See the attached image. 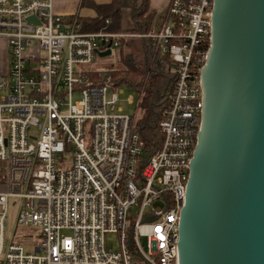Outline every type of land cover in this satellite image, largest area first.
I'll return each mask as SVG.
<instances>
[{
	"label": "built area",
	"instance_id": "built-area-1",
	"mask_svg": "<svg viewBox=\"0 0 264 264\" xmlns=\"http://www.w3.org/2000/svg\"><path fill=\"white\" fill-rule=\"evenodd\" d=\"M213 7L214 0H170L140 36L151 70L162 56L176 68L156 114L159 136L148 137L138 111L117 107L112 80L94 81L99 54L117 51L121 62L122 41L133 36L85 32L56 15L52 0H0L10 57L0 75V264H179ZM138 94L140 106L145 88ZM12 203L19 226L41 230L34 253L8 244ZM111 234L117 250L106 244Z\"/></svg>",
	"mask_w": 264,
	"mask_h": 264
},
{
	"label": "water",
	"instance_id": "water-1",
	"mask_svg": "<svg viewBox=\"0 0 264 264\" xmlns=\"http://www.w3.org/2000/svg\"><path fill=\"white\" fill-rule=\"evenodd\" d=\"M200 79L179 264H264V0H214Z\"/></svg>",
	"mask_w": 264,
	"mask_h": 264
},
{
	"label": "trees",
	"instance_id": "trees-1",
	"mask_svg": "<svg viewBox=\"0 0 264 264\" xmlns=\"http://www.w3.org/2000/svg\"><path fill=\"white\" fill-rule=\"evenodd\" d=\"M87 6L94 7L99 16L94 20H86L68 18L70 22L84 24L87 31H101L107 28L108 31H120L123 19L124 9H130L132 12V20L136 24L135 32L137 34H147L151 30L154 21L155 12L150 8V0H112L107 6H97L91 0H84ZM110 21L109 26L107 22ZM113 23V24H112ZM82 24V25H83ZM84 29V30H85ZM127 42H125L126 44ZM134 43V42H133ZM124 44V42H123ZM146 42H140V48L137 47L142 57L134 53L123 56L122 64L126 69H115L113 72L102 75L94 74V81L103 85L108 79H111L115 88L129 87L135 91H141L145 88V95L142 102L144 115L141 117L139 126L148 137L159 136L157 131V111L164 101L165 94L170 91L172 86L171 66L172 60L167 56L158 59L148 76L152 65L151 56L147 54ZM145 136V135H144Z\"/></svg>",
	"mask_w": 264,
	"mask_h": 264
},
{
	"label": "crops",
	"instance_id": "crops-1",
	"mask_svg": "<svg viewBox=\"0 0 264 264\" xmlns=\"http://www.w3.org/2000/svg\"><path fill=\"white\" fill-rule=\"evenodd\" d=\"M91 1L97 6H107L112 2V0H91ZM138 1L139 3L142 2V0H138ZM169 3L170 0H150V8L155 12V17L153 21L154 24L157 18H160L167 11V7ZM52 8H53V12L56 15L62 16L66 19L68 18L80 19L85 22L86 20H94L99 16V12H97L94 7L87 6L86 3H84V0H52ZM128 19L131 20V23L129 22V24L127 23ZM82 24L81 26L83 27L84 30L86 27L84 26V24L83 25ZM107 24L111 25V22ZM121 26L122 27L120 31H109V32L133 36L126 38V40L122 41L123 56H127L129 54L134 53L135 55H139L142 57L143 55L137 47L140 48L141 47L139 45L140 42L141 41L144 42L145 40L142 37H140L142 34H137L134 31L136 28V24L132 20V12L130 9H124ZM84 31L90 33H96L101 31H108V30L106 28L101 31H87L86 29ZM125 42L127 43L125 44ZM9 69H10V57L8 54V47L5 40L2 37H0V75L7 74L9 72Z\"/></svg>",
	"mask_w": 264,
	"mask_h": 264
},
{
	"label": "rangeland",
	"instance_id": "rangeland-1",
	"mask_svg": "<svg viewBox=\"0 0 264 264\" xmlns=\"http://www.w3.org/2000/svg\"><path fill=\"white\" fill-rule=\"evenodd\" d=\"M128 16V15H127ZM131 23V20L128 19L127 23ZM4 39V38H3ZM6 44L7 41L4 39ZM8 47V44H7ZM99 64L93 68L94 74H102L107 75L111 72H113L115 69H126L123 68V64L119 61L118 53L114 54V56H108L103 57L99 59ZM171 73L174 74L175 72V65L172 64ZM152 71V70H151ZM120 93H119V102L117 107L121 108L126 114H129L131 116H134L136 112H139V115L142 117L144 115V109L142 108V103L139 105V94L134 89H131L129 87H120ZM79 96H75V100H79ZM131 98H133V102L130 103ZM143 102V100H142ZM19 207H13V203L10 207V215L9 220L7 223V241L10 245L12 241L18 244H22L25 248L27 253H34V248L40 243V236H41V230L37 227H21L18 225V214H19ZM136 214V211H134L133 218ZM63 236H71L72 233L69 231H64L62 233ZM106 244L109 248L113 250H117L119 246L118 236L115 234L108 235L106 237Z\"/></svg>",
	"mask_w": 264,
	"mask_h": 264
}]
</instances>
